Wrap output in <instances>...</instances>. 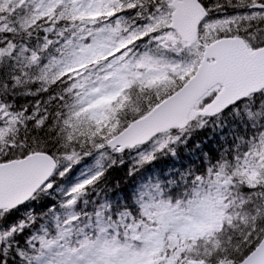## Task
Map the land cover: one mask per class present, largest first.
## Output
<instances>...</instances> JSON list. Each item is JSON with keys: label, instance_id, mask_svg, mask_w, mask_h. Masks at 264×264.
I'll return each mask as SVG.
<instances>
[{"label": "snow or ice", "instance_id": "1", "mask_svg": "<svg viewBox=\"0 0 264 264\" xmlns=\"http://www.w3.org/2000/svg\"><path fill=\"white\" fill-rule=\"evenodd\" d=\"M0 264H264V0H0Z\"/></svg>", "mask_w": 264, "mask_h": 264}]
</instances>
